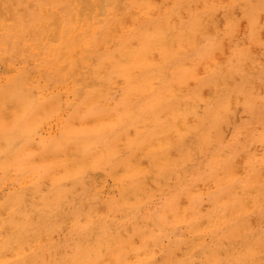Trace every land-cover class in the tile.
<instances>
[{
	"label": "rangeland",
	"instance_id": "374dc122",
	"mask_svg": "<svg viewBox=\"0 0 264 264\" xmlns=\"http://www.w3.org/2000/svg\"><path fill=\"white\" fill-rule=\"evenodd\" d=\"M20 1L0 0V109L2 108L0 110V168L2 167L0 169V239L4 240L6 237L16 236L13 248L0 250V264H264V173L262 171L264 167V86L262 85L264 84V10H262L264 9V0H221V2L220 0H189V4L188 0H169V2L168 0H159V3L158 0H107V2L106 0H60V2L59 0H33L35 3L32 0H22L24 3ZM83 2L85 6L82 5ZM86 3H91V5L89 4L90 6L88 7ZM252 3L253 5H249ZM17 4L20 5L18 6ZM80 4L86 7V9ZM63 7L67 8L64 9ZM72 8L75 9L72 10ZM217 13L218 15H216ZM50 17L56 20L52 21ZM83 18L85 19L83 20ZM155 19L156 21H166L170 26L166 28L165 32L162 31L166 39H161L163 44L165 40L169 45V51L167 54L163 53L161 49L162 44L157 41H154L147 48L149 49V53L146 52V58L150 67L157 64V69L150 68V76L147 75V80L152 82L153 86L134 89L131 86L129 87L125 81L126 78L121 74V54H127L130 50L135 51L140 47L139 42L141 39H138L140 33L150 32ZM120 20H124L123 23L128 24L124 25ZM27 27L29 28L27 29ZM62 29L68 35L70 33L82 32L80 36L85 37L86 40L80 39L78 42H72L68 39H58L57 36H54V31ZM111 29L113 33H111ZM106 33L109 34V37L102 39ZM201 33L206 34L203 35ZM54 37L56 38L55 40ZM134 37L137 38L134 40ZM105 40L109 41L106 42ZM244 41L245 45L243 44ZM256 41L258 42L256 43ZM62 49L64 51L66 49V51L63 52ZM108 50L109 52H107ZM99 56L101 57V61ZM108 56L111 60L107 58ZM176 56H178V60ZM173 59L176 63L172 61ZM97 61L98 64H96ZM171 61L174 65L171 64ZM113 64L117 67L115 68ZM131 64L134 66L133 61H131ZM60 65L62 66L60 67ZM134 70H136L134 71L135 73H138L141 71V68H134ZM164 70L168 71V73ZM94 71L95 73H93ZM214 75L215 77H213ZM183 77L185 78L183 79ZM11 83H14L24 96V99L15 106L12 103L9 104L10 99L12 100L13 98L7 92L8 88L12 85ZM103 83L104 88L107 87V89L92 103L88 101V92L99 88ZM190 84L195 85L192 86ZM78 86L80 87L77 91L76 87ZM156 86L157 89L154 90ZM185 86L189 87L186 88ZM238 88L241 92L238 91ZM240 88L243 89L241 90ZM185 89L187 90L185 91ZM234 89L237 91L235 90L234 92ZM244 90L248 92L246 93ZM188 95L190 96L189 98H187ZM116 97L117 99H115ZM137 97L139 98L137 99ZM141 98L144 100H141ZM238 102L242 103L238 104ZM150 103H152L153 110L156 107L154 111L148 106ZM9 106L11 107L9 108ZM159 106H161V109ZM237 107L240 109L238 108L237 110ZM45 108L47 109L45 110ZM181 111L185 118L180 114ZM147 112L151 113L148 114ZM206 115L208 116L206 117ZM97 118L98 120H95ZM201 119L204 120L202 121ZM228 121H230V124ZM168 123H172V126L168 127ZM215 128L219 129V132ZM34 146L35 148H33ZM170 146H173L172 151ZM118 148L120 149L118 150ZM225 148L228 149L226 150ZM66 153H69V157ZM67 157L68 159H66ZM86 158L89 161H86ZM240 159H243V161L247 160L246 164H244L245 162L242 163V160L239 163ZM85 162L87 165L89 164L88 168ZM207 164L209 165L207 166ZM62 168L65 172L62 171ZM103 170L106 171L103 172ZM4 171L7 172L5 173ZM50 171L51 173H49ZM171 172L172 174H170ZM74 174H76V179L73 178ZM259 177L260 181H258ZM250 178L254 179L257 184L251 181L252 179ZM190 180L193 181L191 182ZM43 185L48 186L45 189ZM41 187H43L42 191H40ZM141 190L142 192L145 191L143 195ZM239 190L241 191L240 194ZM258 190H260L259 194ZM188 193L191 197L188 196ZM180 195L183 196L180 197ZM5 196L8 198H5ZM135 196H137L136 199L134 198ZM258 198H261V200H258ZM125 200L128 201L127 204H125ZM3 201L4 203H2ZM118 202L119 204L122 202V205L120 204L122 207L118 205ZM134 203L140 206H135ZM258 204L260 205L259 207ZM227 212L228 215L226 214ZM167 213L168 216L166 215ZM230 215L231 217H236V219L231 218ZM128 224L130 226L127 230L126 226ZM197 226H199V229H197ZM195 227L198 231L195 230ZM233 230H238V235ZM105 234L108 236H105ZM133 235L137 236L134 238ZM230 235L234 236L229 238ZM193 237L194 239L191 241ZM103 238L104 241H102ZM90 240L92 241L90 242ZM231 240L232 242L230 243ZM250 240L252 241L250 242ZM96 242L98 243L96 244ZM98 245H100V248ZM119 245L121 246L120 249H118ZM192 245L193 247H191ZM111 248L115 249L112 250ZM129 253L135 255L131 256Z\"/></svg>",
	"mask_w": 264,
	"mask_h": 264
},
{
	"label": "bare ground",
	"instance_id": "6f19581e",
	"mask_svg": "<svg viewBox=\"0 0 264 264\" xmlns=\"http://www.w3.org/2000/svg\"><path fill=\"white\" fill-rule=\"evenodd\" d=\"M19 1H20V0H19ZM21 1H22V0H21ZM21 1H20V2H21ZM34 1H35V0H34ZM34 1L32 0V2H34ZM51 1H52V0H51ZM65 1H66V0H65ZM67 1H68V0H67ZM94 1H95V0H94ZM100 1H101V0H100ZM109 1H110V0H109ZM115 1H116V0H115ZM163 1H164V0H163ZM202 1H203V0H202ZM218 1H219V0H218ZM223 1H224V0H223ZM236 1H237V0H236ZM22 2H23V1H22ZM36 2H37V1H36ZM56 2H58V1H56ZM59 2H60V0H59ZM61 2H62V1H61ZM63 2H64V1H63ZM76 2H77V1H76ZM106 2H107V0H106ZM128 2H130V1H128ZM132 2H133V1H132ZM139 2H140V1H139ZM141 2H142V1H141ZM168 2H169V0H168ZM209 2H210V1H209ZM213 2H214V1H213ZM220 2H221V0H220ZM240 2H241V1H240ZM256 2H257V1H256ZM260 2H261V1H260ZM11 3H12V2H11ZM23 3H24V2H23ZM34 3H35V2H34ZM77 3H78V2H77ZM99 3H100V2H99ZM158 3H159V0H158ZM193 3H194V2H193ZM195 3H196V2H195ZM197 3H198V2H197ZM238 3H239V2H238ZM250 3H251V2H250ZM258 3H259V2H258ZM258 3H257V4H258ZM72 4H73V3H72ZM78 4H79V3H78ZM83 4H85V3L83 2L82 5H83ZM86 4H88V3H86ZM89 4L91 5V3H89ZM89 4H88V7L90 6ZM133 4H134V2H133ZM163 4H164V3H163ZM188 4H189V0H188ZM210 4H211V3H210ZM214 4H215V3H214ZM218 4H219V3H218ZM235 4H236V3H235ZM235 4H234V5H235ZM239 4H240V3H239ZM255 4H256V3H255ZM260 4H261V3H260ZM262 4H263V3H262ZM11 5H12V4H11ZM17 5H18V4H17ZM19 5H20V4H19ZM19 5H18V6H19ZM22 5H24V4H22ZM57 5H58V4H57ZM80 5H81V4H80ZM82 5H81V6H82ZM110 5H111V4H110ZM110 5H109V6H110ZM114 5H115V4H114ZM118 5H119V4H118ZM144 5H145V4H144ZM144 5H143V6H144ZM164 5H165V4H164ZM198 5H199V4H198ZM203 5H204V4H203ZM234 5H233V6H234ZM249 5H253V3H252V4H249ZM249 5H248V6H249ZM258 5H259V4H258ZM35 6H36V5H35ZM68 6H70V5H68ZM73 6H74V5H73ZM81 6H80V7H81ZM83 6H85V5H83ZM83 6H82V7H83ZM128 6H129V5H128ZM128 6H127V7H128ZM145 6H146V5H145ZM156 6H157V5H156ZM161 6H162V5H161ZM161 6H160V7H161ZM206 6H208V5H206ZM221 6H222V5H221ZM32 7H34V6H32ZM80 7H79V8H80ZM151 7H152V5H151ZM182 7H184V6H182ZM182 7H180V8H182ZM186 7H187V6H186ZM186 7H185V8H186ZM191 7H192V6H191ZM198 7H199V6H198ZM246 7H247V6H246ZM250 7H251V6H250ZM25 8H26V7H25ZM63 8L66 9L67 7H66V8L63 7ZM70 8H71V7H70ZM83 8L86 9V7H83ZM83 8H82V10H83ZM120 8H121V7H120ZM142 8H144V7H142ZM147 8H148V6H147ZM164 8H166V7H164ZM168 8H169V7H168ZM194 8H195V7H194ZM206 8H207V7H206ZM226 8H227V6H226ZM251 8H252V7H251ZM73 9H75V8H72V10H73ZM96 9H97V8H96ZM152 9H153V8H152ZM160 9H161V8H160ZM171 9H172V7H171ZM183 9H184V8H183ZM247 9H248V8H247ZM254 9H255V8H254ZM256 9H257V8H256ZM23 10H24V9H23ZM33 10H34V9H33ZM79 10H81V9H79ZM165 10H167V9H165ZM176 10H177V9H176ZM178 10H180V9H178ZM196 10H197V9H196ZM196 10H195V11H196ZM216 10H217V9H216ZM235 10H236V8H235ZM259 10H260V9H259ZM262 10H264V9H262ZM76 11H78V10H76ZM97 11H98V9H97ZM113 11H114V10H113ZM116 11H117V10H116ZM120 11H121V10H120ZM168 11H169V10H168ZM173 11H174V10H173ZM186 11H187V10H186ZM193 11H194V10H193ZM197 11H198V10H197ZM245 11H246V9H245ZM257 11H258V10H257ZM260 11H261V10H260ZM30 12H31V11H30ZM87 12H88V11H87ZM135 12H136V11H135ZM149 12H152V11H149ZM164 12H165V11H164ZM171 12H172V11H171ZM174 12H175V11H174ZM183 12H184V10H183ZM209 12H210V11H209ZM214 12H215V11H214ZM223 12H224V11H223ZM251 12H252V11H251ZM258 12H259V11H258ZM51 13H52V11H51ZM55 13H56V12H55ZM66 13H67V12H66ZM84 13H86V12H84ZM116 13H117V12H116ZM41 14H42V13H41ZM41 14H40V15H41ZM49 14H50V13H49ZM70 14H71V13H70ZM72 14H73V13H72ZM140 14H141V13H140ZM157 14H158V12H157ZM169 14H170V13H169ZM179 14H180V13H179ZM179 14H178V15H179ZM210 14H212V13H210ZM243 14H244V13H243ZM255 14H257V13H255ZM4 15H5V14H4ZM23 15H25V14H23ZM57 15H58V14H57ZM95 15H96V14H95ZM102 15H103V14H102ZM102 15H101V16H102ZM145 15H146V14H145ZM153 15H154V14H153ZM198 15H199V14H198ZM216 15H218V13H217ZM33 16H34V15H33ZM42 16H43V14H42ZM67 16H68V15H67ZM71 16H72V15H71ZM148 16H150V15H148ZM174 16H175V15H174ZM201 16H202V15H201ZM222 16H223V15H222ZM228 16H229V15H228ZM260 16H261V15H260ZM21 17H22V15H21ZM53 17H54V16H53ZM72 17H73V16H72ZM85 17H86V16H85ZM93 17H94V16H93ZM97 17H98V15H97ZM146 17H147V16H146ZM163 17H164V15H163ZM183 17H185V16H183ZM33 18H34V17H33ZM50 18H51V17H50ZM50 18H49V19H50ZM86 18H87V17H86ZM148 18H149V17H148ZM151 18H152V16H151ZM185 18H186V17H185ZM209 18H210V17H209ZM209 18H208V19H209ZM232 18H233V17H232ZM246 18H247V17H246ZM1 19H2V18H1ZM28 19H30V18H28ZM28 19H26V20H28ZM51 19H52V21H55V20H56V19H53V18H51ZM67 19H69V18L67 17ZM78 19H79V18H78ZM84 19H85V18H83V20H84ZM167 19H169V18H167ZM177 19H178V17H177ZM191 19H192V18H191ZM191 19H190V20H191ZM208 19H207V20H208ZM227 19H228V18H227ZM244 19H245V18H244ZM260 19H261V18H260ZM260 19H259V20H260ZM26 20H25V21H26ZM38 20H39V19H38ZM71 20H72V19H71ZM71 20H70V21H71ZM79 20H80V19H79ZM88 20H89V19H88ZM127 20H128V18H127ZM184 20H185V19H184ZM184 20H183V21H184ZM212 20L214 21V19H212ZM230 20H231V19H230ZM262 20H263V19H262ZM41 21H42V20H41ZM44 21H45V20H44ZM65 21H66V20H65ZM65 21H64V22H65ZM120 21H122V20H120ZM123 21H124V20H123ZM123 21H122V23H123ZM226 21H227V20H226ZM245 21H246V20H245ZM3 22H4V21H3ZM33 22H34V21H33ZM89 22H90V21H89ZM134 22H135V21H134ZM150 22H151V21H150ZM208 22H209V21H208ZM208 22H207V23H208ZM258 22H259V21H258ZM25 23H26V22H25ZM40 23H41V22H40ZM66 23H67V22H66ZM81 23H82V22H81ZM92 23H93V22H92ZM110 23H111V22H110ZM120 23H121V22H120ZM122 23H121V24H122ZM195 23H196V22H195ZM212 23H213V22H212ZM216 23H217V22H216ZM245 23H246V22H245ZM263 23H264V21H263ZM5 24H6V23H5ZM5 24H4V25H5ZM118 24H119V23H118ZM123 24H124V23H123ZM127 24H128V23H126V24H124V25H127ZM175 24H176V23H175ZM178 24H179V23H178ZM183 24H184V23H183ZM11 25H12V24H11ZM26 25H27V24H26ZM35 25H36V24H35ZM39 25H40V24H39ZM50 25H51V24H50ZM76 25H77V24H76ZM171 25H172V24H171ZM205 25H206V23H205ZM208 25H210V24H208ZM245 25H246V24H245ZM262 25H263V24H262ZM2 26H3V25H2ZM22 26H23V25H22ZM53 26H54V25H53ZM129 26H130V25H129ZM147 26H148V25H147ZM152 26H153V28H152V30H151L150 32H147V31H146V32H144V33L141 32L142 34L140 33V36L138 37V39H141V40H140V42H139L140 47H139V48L137 47L138 49L135 48V49H136L135 51H131V50H130L127 54H125V53H122V54H121V58H120L121 71H122L121 74L126 78L125 81H126L127 84L129 85V87L131 86V87H133L134 89H142V88H145V87H147V86H149V87H152V86H153V83L147 80V75H149L150 68H155V69H157V64H154V65H152V66L150 67L149 63L147 62V58H146V52L149 53V49H147V48H149L150 45H152V43H154V41H157V42H160V43L162 44V45H161V49H162V52H163V53L167 54L168 51H169V45L166 43V41L164 40V44H163V41H161V39H166V38H165V34L162 33V31L165 32V31H166V28H167V27H170L169 24H168L166 21H162V20L156 21V19H155L154 24H153ZM173 26H174V25H173ZM181 26H182V25H181ZM246 26H247V25H246ZM38 27H40V26H38ZM58 27H59V26H58ZM58 27H54V28H58ZM85 27H86V26H85ZM89 27H90V25H89ZM99 27H100V26H99ZM115 27H116V25H115ZM123 27H124V26H123ZM131 27H133V26H131ZM183 27H184V26H183ZM189 27H190V26H189ZM191 27H192V26H191ZM210 27H211V26H210ZM210 27H209V28H210ZM28 28H29V27H27V29H28ZM82 28H83V27H82ZM108 28H109V27H108ZM148 28H149V27H148ZM244 28H245V27H244ZM247 28H248V27H247ZM262 28H263V27H262ZM37 29H38V28H37ZM73 29H74V28H73ZM92 29H93V28H92ZM115 29H116V28H115ZM121 29H122V28H121ZM175 29H177V27H175ZM175 29H174V30H175ZM179 29H181V28H179ZM263 29H264V28H263ZM44 30H45V29H44ZM52 30H53V29H52ZM69 30H70V29H69ZM87 30H88V29H87ZM96 30H97V28H96ZM122 30H123V29H122ZM125 30H126V29H125ZM145 30H147V29H145ZM213 30H214V29H213ZM217 30H218V29H217ZM252 30H253V29H252ZM26 31H27V30H26ZM45 31H46V30H45ZM70 31H71V30H70ZM73 31H75V30H73ZM91 31H92V30H91ZM93 31H94V30H93ZM116 31H117V30H116ZM138 31H140V30H138ZM138 31H137V32H138ZM178 31H179V30H178ZM203 31H204V30H203ZM219 31H220V30H219ZM244 31H245V29H244ZM256 31H257V30H256ZM256 31H255V32H256ZM259 31H260V29H259ZM52 32H53V31H52ZM85 32H86V31H85ZM121 32H122V31H121ZM121 32H120V33H121ZM171 32H172V31H171ZM187 32H189V31H187ZM193 32H194V31H193ZM195 32H196V31H195ZM204 32H205V31H204ZM210 32H211V31H210ZM246 32H247V31H246ZM3 33H4V32H3ZM14 33H15V32H14ZM81 33H82V32H76L75 34H74V33H73V34L70 33V34L68 35L67 32H66L64 29H62V30L54 31V36H57L58 39H68V40H70V41H72V42H78V41H80V39H85V40H86L85 37L80 36ZM95 33H96V32H95ZM99 33H100V32H99ZM111 33H113L112 29H111ZM174 33H175V32H174ZM174 33H173V34H174ZM191 33H192V32H191ZM191 33H190V34H191ZM229 33H230V32H229ZM45 34H46V33H45ZM114 34H115V33H114ZM178 34H179V33H178ZM201 34H203V33H201ZM205 34H206V33H205ZM205 34H203V35H205ZM208 34H209V33H208ZM212 34H213V33H212ZM19 35H20V34H19ZM24 35H25V32H24ZM43 35H44V34H43ZM103 35H104V34H103ZM112 35H113V34H112ZM183 35H184V34H183ZM261 35H262V34H261ZM95 36H96V34H95ZM113 36H114V35H113ZM177 36H178V35H177ZM177 36H176V37H177ZM210 36H211V35H210ZM216 36H217V35H216ZM230 36H231V35H230ZM246 36H247V35H246ZM42 37H43V36H42ZM42 37H41V38H42ZM93 37H94V36H93ZM96 37H97V36H96ZM108 37H109V34L106 33L102 39H107ZM181 37H182V36H181ZM219 37H220V35H219ZM232 37H233V36H232ZM254 37H255V36H254ZM46 38H47V37H46ZM48 38H49V36H48ZM89 38H90V37H89ZM94 38H95V37H94ZM135 38H137V37H134L133 39L135 40ZM187 38H188V37H187ZM200 38H201V37H200ZM211 38H212V37H211ZM242 38H243V37H242ZM255 38H256V37H255ZM12 39H13V37H12ZM49 39H50V38H49ZM55 39H56V38L54 37V40H55ZM180 39H181V38H180ZM252 39H253V38H252ZM263 39H264V38H263ZM50 40H51V39H50ZM54 40H53V41H54ZM257 40H258V39H257ZM28 41H29V40H28ZM51 41H52V40H51ZM105 41H106V40H105ZM107 41H109V40H107ZM107 41H106V42H107ZM127 41H128V39H127ZM127 41H126V43H127ZM185 41H186V40H185ZM195 41H196V39H195ZM252 41H253V40H252ZM260 41H261V40H260ZM11 42H12V41H11ZM26 42H27V41H26ZM61 42H62V41H61ZM72 42H71V45H72ZM106 42H105V43H106ZM241 42H243V41H241ZM257 42H258V41H256V43H257ZM81 43H82V42H81ZM85 43H86V42H85ZM93 43H94V42H93ZM189 43H190V42H189ZM205 43H206V42H205ZM248 43H249V42H248ZM12 44H13V43H12ZM243 44L245 45V41H244ZM254 44H255V43H254ZM9 45H10V44H9ZM34 45H35V44H34ZM79 45H80V44H79ZM92 45H94V44H92ZM95 45H96V44H95ZM119 45H120V44H119ZM119 45H118V46H119ZM189 45H190V44H189ZM199 45H200V44H199ZM218 45H220V44H218ZM241 45H242V44H241ZM248 45H249V44H248ZM62 46H63V45H62ZM73 46H74V45H73ZM124 46H125V45H124ZM126 46H127V45H126ZM130 46H131V45H130ZM130 46H129V47H130ZM184 46H185V45H184ZM184 46H183V47H184ZM197 46H198V45H197ZM201 46H202V45H201ZM10 47H11V46H10ZM59 47H60V46H59ZM63 47H64V46H63ZM85 47H86V46H85ZM247 47H248V46H247ZM253 47H254V46H253ZM260 47H261V46H260ZM35 48H36V47H35ZM74 48H75V47H74ZM108 48H109V47H108ZM108 48H107V49H108ZM130 48H131V47H130ZM152 48H154V47L152 46ZM187 48H188V47H187ZM190 48H191V47H190ZM200 48H201V47H200ZM208 48H209V47H208ZM216 48H217V46H216ZM223 48H224V47H223ZM249 48H250V46H249ZM5 49H6V48H5ZM11 49H12V48H11ZM120 49H121V48H120ZM127 49H128V48H127ZM133 49H134V48H133ZM146 49H147V50H146ZM181 49H182V47H181ZM192 49H193V48H192ZM198 49H199V48H198ZM224 49H225V48H224ZM243 49H245V48H243ZM69 50H70V49H69ZM81 50H82V49H81ZM158 50H159V48H158ZM204 50H205V49H204ZM251 50H252V49H251ZM259 50H260V49H259ZM31 51H32V50H31ZM62 51L65 52L66 49H65V51H64V49H62ZM72 51H73V49H72ZM188 51H189V50H188ZM244 51H245V50H244ZM244 51H243V52H244ZM247 51H248V50H247ZM262 51H263V50H262ZM6 52H7V51H6ZM10 52H11V51H10ZM60 52H61V51H60ZM68 52H69V51H68ZM107 52H109V50H108ZM189 52H190V51H189ZM200 52H201V51H200ZM207 52H208V50H207ZM248 52H249V51H248ZM251 52H252V51H251ZM251 52H250V53H251ZM7 53H8V52H7ZM53 53H54V52H53ZM56 53H58V52H56ZM69 53H70V52H69ZM74 53H75V52H74ZM98 53H99V52H98ZM100 53H101V52H100ZM103 53H104V51H103ZM103 53H102V54H103ZM190 53H191V52H190ZM209 53H210V52H209ZM211 53H212V52H211ZM250 53H248V54H250ZM43 54H44V53H43ZM61 54H65V53H61ZM66 54H67V53H66ZM66 54H65V55H66ZM82 54H83V53H82ZM102 54H101V55H102ZM153 54H155V53H153ZM191 54H193V53H191ZM218 54H219V53H218ZM236 54H238V53L236 52ZM254 54H255V53H254ZM256 54H257V53H256ZM256 54H255V55H256ZM70 55H71V54H70ZM74 55H75V54H74ZM155 55H156V54H155ZM197 55H198V54H197ZM215 55H216V52H215ZM215 55H214V56H215ZM220 55H221V54H220ZM257 55H258V54H257ZM263 55H264V54H263ZM82 56H83V55H82ZM109 56H110V55H109ZM109 56L107 57L108 59H109ZM115 56H116V55H115ZM148 56H149V55H148ZM159 56H160V55H159ZM164 56H165V55H164ZM164 56H163V57H164ZM180 56H182V55H180ZM185 56H186V55H185ZM198 56H199V55H198ZM211 56H212V55H211ZM218 56H219V55H218ZM249 56H250V55H249ZM261 56H262V55H261ZM19 57H20V56H19ZM61 57H62V56H61ZM83 57H84V56H83ZM83 57H82V58H83ZM99 57H100V56H99ZM171 57L173 58V56H171ZM171 57H170V58H171ZM177 57H178V56H176V59H177ZM215 57H216V56H215ZM224 57H225V56H224ZM228 57H229V56H228ZM116 58H117V57H116ZM155 58H157V57H155ZM165 58H166V57H165ZM183 58H185V57H183ZM212 58H213V57H212ZM251 58H253V57H251ZM59 59H60V58H59ZM65 59H66V58H65ZM71 59H72V56H71ZM75 59H76V58H75ZM89 59H90V58H89ZM108 59H107V60H108ZM160 59H161V58H160ZM166 59H167V58H166ZM179 59H181V58H179ZM188 59H189V58H188ZM216 59H217V58H216ZM216 59H214V60H216ZM246 59H247V57H246ZM260 59H261V58H260ZM262 59H263V58H262ZM45 60H46V59H45ZM83 60H85V59H83ZM103 60H104V59H103ZM109 60H111V58H110ZM115 60H117V59H115ZM177 60H178V59H177ZM212 60H213V59H212ZM225 60H226V59H225ZM233 60H234V59H233ZM30 61H31V60H30ZM68 61H69V60H68ZM88 61H89V60H88ZM100 61H101V57H100ZM112 61H113V57H112ZM131 61H133L134 66H132ZM172 61H174V59H173ZM172 61H171V62H172ZM246 61H247V60H246ZM259 61L261 62V60H259ZM262 61H263V60H262ZM65 62H66V61H65ZM76 62H77V61H76ZM174 62H175V61H174ZM203 62H204V61H203ZM209 62H210V61H209ZM212 62H213V61H212ZM212 62H211V63H212ZM216 62H217V61H216ZM81 63H82V62H81ZM85 63H86V62H85ZM93 63H94V62H93ZM175 63H176V62H175ZM187 63H188V62H187ZM219 63H220V62H219ZM14 64H15V63H14ZM14 64H13V65H14ZM36 64H37V63H36ZM75 64H77V63H75ZM96 64H98V61H97ZM168 64H169V63H168ZM171 64H173V62H172ZM179 64H180V62H179ZM179 64H177V65H179ZM200 64H201V63H200ZM214 64H215V63H214ZM217 64H218V63H217ZM256 64H258V63H256ZM262 64H263V63H262ZM11 65H12V64H11ZM94 65H95V63H94ZM110 65H111V63H110ZM113 65H114V64H113ZM113 65H112V66H113ZM158 65H159V64H158ZM173 65H174V64H173ZM189 65H191V64H189ZM189 65H188V66H189ZM203 65H204V64H203ZM203 65H202V66H203ZM221 65H222V64H221ZM244 65H246V64H244ZM250 65H251V64H250ZM61 66H62V65H60V67H61ZM76 66L78 67V65H76ZM163 66H164V65H163ZM199 66H200V65H199ZM237 66H238V65H237ZM259 66H260V63H259ZM23 67H24V66H23ZM23 67H22V68H23ZM27 67H29V66L27 65ZM52 67H53V66H52ZM103 67H104V66H103ZM106 67H107V66H106ZM114 67H115V65H114ZM116 67H117V66H116ZM116 67H115V68H116ZM167 67H168V66H167ZM171 67H172V66H171ZM173 67H174V66H173ZM175 67H177V66L175 65ZM180 67H181V66H180ZM206 67H207V66H206ZM225 67H226V66H225ZM247 67H249V66H247ZM63 68H64V67H63ZM110 68H112V67H110ZM134 68H141V71L138 72V73H135L134 71H136V70H134ZM165 68H166V67H165ZM230 68H231V67H230ZM242 68H243V67H242ZM244 68H245V66H244ZM255 68H256V67H255ZM57 69H58V68H57ZM167 69H168V68H167ZM171 69H172V68H171ZM175 69H176V68H175ZM175 69H174V70H175ZM214 69H215V68H214ZM222 69H223V68H222ZM248 69H249V68H248ZM19 70H20V69H19ZM59 70H61V69H59ZM74 70H75V69H74ZM82 70H83V69H82ZM113 70H114V69H113ZM119 70H120V69H119ZM119 70H118V71H119ZM194 70H195V68H194ZM198 70H199V69H198ZM226 70H227V69H226ZM242 70H243V69H242ZM246 70H247V68H246ZM83 71H84V70H83ZM164 71L168 73V71H166V70H164ZM169 71H170V70H169ZM172 71H173V70H172ZM183 71H184V70H183ZM217 71H218V70H217ZM228 71H229V70H228ZM228 71H227V72H228ZM233 71H235V70H233ZM243 71H244V70H243ZM15 72H17V71H15ZM23 72H24V71H23ZM23 72H22V74H23ZM156 72H157V71H156ZM175 72H176V71H175ZM187 72H189V71H187ZM257 72H258V71H257ZM27 73H28V72H27ZM29 73H30V72H29ZM93 73H95V71H94ZM197 73H198V71H197ZM200 73H202V72H200ZM206 73H207V72H206ZM209 73H210V72H209ZM215 73H216V72H215ZM245 73H246V72H245ZM249 73H250V71H249ZM253 73H254V72H253ZM263 73H264V72H263ZM39 74H40V73H39ZM49 74H50V73H49ZM75 74H76V73H75ZM195 74H196V73H195ZM228 74H229V73H228ZM228 74H227V75H228ZM230 74H232V73H230ZM69 75H70V74H69ZM69 75H68V76H69ZM155 75H156V74H155ZM158 75H159V74H158ZM166 75H167V74H166ZM191 75H192V74H191ZM208 75H209V74H208ZM216 75H219V74H216ZM227 75H226V76H227ZM23 76H24V75H23ZM49 76H51V75H49ZM49 76H48V78H49ZM76 76H77V75H76ZM92 76H93V75H92ZM109 76H110V75H109ZM109 76H108V77H109ZM116 76H117V75H116ZM149 76H150V75H149ZM195 76H196V75H195ZM262 76H263V75H262ZM40 77H41V76H40ZM72 77H73V76H72ZM119 77H120V76H119ZM178 77H179V75H178ZM213 77H215V75H214ZM224 77H225V76H224ZM237 77H238V76H237ZM20 78H22V77H20ZM26 78H27V77H26ZM51 78H52V77H51ZM61 78H62V77H61ZM61 78H59V79H61ZM160 78H161V77H160ZM184 78H185V77H183V79H184ZM16 79H17V78H16ZM37 79H38V78H37ZM37 79H36V80H37ZM40 79H41V78H40ZM45 79H46V77H45ZM65 79H66V78H65ZM67 79H68V78H67ZM108 79H109V78H108ZM154 79H155V78H154ZM154 79H153V80H154ZM204 79H205V78H204ZM226 79H227V77H226ZM247 79H248V78H247ZM52 80H53V78H52ZM90 80H91V79H90ZM110 80H112V79H110ZM164 80H165V79H164ZM227 80H228V79H227ZM238 80H239V79H238ZM250 80H251V79H250ZM261 80H262V79H261ZM261 80H260V82H261ZM56 81H57V80H56ZM60 81H62V80H60ZM114 81H116V80H114ZM207 81H208V80H207ZM219 81H220V80H219ZM236 81H237V80H236ZM236 81H235V82H236ZM253 81H254V80H253ZM257 81H258V80H257ZM5 82H6V81H5ZM14 82H15V81H14ZM25 82H26V80H25ZM46 82H47V81H46ZM69 82H70V80H69ZM154 82H155V81H154ZM164 82H165V81H164ZM188 82H190V81H188ZM197 82H198V81H197ZM197 82H196V83H197ZM199 82H200V81H199ZM3 83H4V82H3ZM17 83H18V82H17ZM44 83H45V82H44ZM104 83H105V82H104ZM104 83L101 84L99 88H97V89H92L91 91L88 92V94H87V100H88V101H90V102L92 103L95 99H97V97H99V96L101 95V93H103V91H104L105 89H107V87L104 88ZM158 83H160V82H158ZM173 83H174V82H173ZM203 83H204V82H203ZM254 83H255V82H254ZM11 84H12V85H11L10 88H8V91H7V92H8V95H9L10 97H13V98H12V100L10 99V101H9V100H8V101H9V104L12 103V105L15 106L17 103L21 102V101L24 99V96L22 95L20 89H19L18 87H16L14 83H11ZM40 84H41V83H40ZM61 84H62V83H61ZM116 84H117V83H116ZM127 84H126V85H127ZM221 84H222V83H221ZM260 84H261V83H260ZM19 85H20V84H19ZM21 85H22V83H21ZM74 85H75V84H74ZM88 85H89V84H88ZM107 85H108V84H107ZM114 85H115V84H114ZM120 85H121V84H120ZM123 85H124V84H123ZM176 85H177V84H176ZM190 85H192V84H190ZM194 85H195V84H194ZM194 85H192V86H194ZM205 85H206V83H205ZM205 85H204V86H205ZM241 85H243V84H241ZM244 85H245V84H244ZM250 85H252V84H250ZM255 85H257V84H255ZM262 85L264 86V84H262ZM38 86H39V85H38ZM83 86H84V85H83ZM86 86H87V85H86ZM89 86H90V85H89ZM95 86H96V85H95ZM108 86H109V85H108ZM121 86H122V85H121ZM177 86H178V85H177ZM180 86H181V85H180ZM202 86H203V85H202ZM225 86H226V85H225ZM247 86H248V85H247ZM257 86H258V85H257ZM3 87H4V86H3ZM32 87H33V86H32ZM72 87H73V85H72ZM79 87H80V86L76 87V90H77V91H78ZM181 87H182V86H181ZM183 87H184V86H183ZM185 87H186V86H185ZM188 87H189V86H188ZM188 87H186V88H188ZM219 87H220V86H219ZM221 87H222V86H221ZM240 87H241V86H240ZM242 87H243V86H242ZM248 87H249V86H248ZM251 87H252V86H251ZM1 88H2V87H1ZM5 88H6V87H5ZM26 88H27V87H26ZM86 88H87V87H86ZM86 88H85V89H86ZM111 88H113V87H111ZM116 88H117V87H116ZM175 88H176V87H175ZM179 88H180V87H179ZM203 88H204V87H203ZM203 88H201V89H203ZM234 88H235V87H234ZM244 88H245V87H244ZM252 88H253V87H252ZM256 88H257V87H256ZM260 88H261V87H260ZM28 89H29V88H28ZM38 89L40 90V88H38ZM69 89H70V88H69ZM89 89H90V88H89ZM89 89H88V90H89ZM114 89H115V88H114ZM119 89H120V88H119ZM148 89H149V88H148ZM156 89H157V86L155 87L154 90H156ZM191 89H192V88H191ZM198 89H199V88H198ZM201 89H200V91L202 92ZM219 89H220V88H219ZM240 89L242 90L243 88H240ZM246 89H247V88H246ZM52 90H53V89H52ZM72 90H73V89H72ZM146 90H147V88H146ZM169 90H170V89H169ZM186 90H187V89H185V91H186ZM215 90H216V89H215ZM235 90H236V89H234V92H235ZM252 90H255V89H252ZM59 91H61V90H59ZM64 91H65V90H64ZM68 91H69V90H68ZM106 91H107V90H106ZM173 91H174V89H173ZM176 91H177V90H176ZM178 91H180V90H178ZM182 91H183V90H182ZM200 91H199V93H200ZM223 91H224V90H223ZM229 91H230V90H229ZM236 91H237V90H236ZM238 91L241 92V91L239 90V88H238ZM244 91H245V90H244ZM257 91H259V90H257ZM30 92H31V91H30ZM75 92H76V91H75ZM150 92H151V91H150ZM180 92H181V91H180ZM180 92H179V93H180ZM245 92H246V91H245ZM247 92H248V91H247ZM247 92H246V93H247ZM249 92H250V91H249ZM116 93H117V92H116ZM119 93H120V92H119ZM131 93H132V92H131ZM191 93H192V92H191ZM194 93H195V92H194ZM212 93H213V92H212ZM228 93H229V92H228ZM31 94H32V93H31ZM61 94H62V93H61ZM85 94H86V93H85ZM109 94H110V93H109ZM150 94H151V93H150ZM177 94H178V93H177ZM177 94H176V95H177ZM187 94H188V93H187ZM203 94H204V92H203ZM225 94H226V93H225ZM250 94H251V93H250ZM252 94H253V93H252ZM5 95H6V94H5ZM47 95H48V93H47ZM59 95H60V94H59ZM82 95H83V94H82ZM138 95H139V94H138ZM143 95H144V94H143ZM148 95H149V94H148ZM193 95H194V94H193ZM197 95H198V94H197ZM217 95H218V94H217ZM219 95H220V94H219ZM231 95H232V94H231ZM236 95H237V94H236ZM6 96H7V95H6ZM29 96H30V95H29ZM34 96H35V95H34ZM55 96H56V95H55ZM67 96H68V95H67ZM71 96H72V95H71ZM164 96H165V95H164ZM169 96H170V95H169ZM179 96L181 97L180 94H179ZM184 96H185V95H184ZM223 96H224V95H223ZM240 96H241V94H240ZM244 96H245V94H244ZM260 96H261V95H260ZM260 96H259V97H260ZM80 97H82V96H80ZM80 97H78V98H80ZM161 97H162V96H161ZM167 97H168V96H167ZM189 97H190V96L188 95L187 98H189ZM191 97H192V96H191ZM205 97H206V96H205ZM214 97H216V96H214ZM218 97H219V96H218ZM227 97H228V96H227ZM5 98H6V97H5ZM76 98H77V97H76ZM76 98H75V99H76ZM101 98H102V97H101ZM112 98H113V97H112ZM138 98H139V97H137V99H138ZM144 98H145V97H144ZM163 98H164V97H163ZM171 98H172V97H171ZM192 98H194V97H192ZM195 98H196V97H195ZM211 98H212V95H211ZM225 98H226V97H225ZM242 98H243V97H242ZM245 98H247V97H245ZM250 98H251V97H250ZM14 99H15V100H14ZM81 99H82V98H81ZM115 99H117V97H116ZM183 99H184V98H183ZM207 99H209V98L207 97ZM207 99H206V100H207ZM227 99H228V98H227ZM257 99H258V98H257ZM53 100H54V98H53ZM53 100H52V101H53ZM61 100H62V99H61ZM63 100H64V99H63ZM65 100H66V99H65ZM141 100H144V99L141 98ZM171 100H172V99H171ZM177 100H178V99H177ZM186 100H187V99H186ZM238 100H239V99H238ZM254 100H256V99H254ZM101 101H102V100H101ZM104 101H106V100H104ZM178 101H179V100H178ZM190 101H191V100H190ZM193 101H194V100H193ZM209 101H210V99H209ZM228 101H229V100H228ZM239 101H240V100H239ZM261 101H262V100H261ZM6 102H7V101H6ZM6 102H5V103H6ZM70 102H71V101H70ZM77 102H78V100H77ZM244 102H245V101H244ZM71 103H72V102H71ZM134 103H135V102H134ZM174 103H175V102H174ZM177 103H178V102H177ZM182 103L184 104L183 101H182ZM191 103H192V101H191ZM201 103H202V102H201ZM218 103H219V102H218ZM218 103H217V104H218ZM240 103H242V102H238V104H240ZM248 103H249V102H248ZM253 103H254V102H253ZM47 104H48V103H47ZM50 104H51V103H50ZM62 104H63V103H62ZM69 104H70V103H69ZM88 104H89V103H88ZM106 104H107V103H106ZM203 104H204V103H203ZM207 104H208V103H207ZM222 104H223V103H222ZM224 104H225V102H224ZM230 104H231V103H230ZM5 105H6V104H5ZM7 105H8V104H7ZM17 105H18V104H17ZM45 105H46V104H45ZM53 105H54V103H53ZM67 105H68V104H67ZM70 105H71V104H70ZM158 105H159V103H158ZM163 105H164V104H163ZM194 105H195V104H194ZM204 105H205V104H204ZM208 105H209V104H208ZM220 105H221V104H220ZM134 106H135V105H134ZM148 106L150 107L151 110H153L152 103H150V105H148ZM206 106H207V105H206ZM224 106H225V105H224ZM229 106H231V105H229ZM3 107H4V106H3ZM6 107H7V106H6ZM10 107H11V106H9V108H10ZM46 107H47V106H46ZM68 107H69V106H68ZM151 107H152V108H151ZM180 107H181V105H180ZM189 107H190V106H189ZM192 107H193V106H192ZM195 107H196V106H195ZM202 107H203V106H202ZM211 107H212V106H211ZM215 107H216V106H215ZM235 107H236V106H235ZM244 107H245V106H244ZM61 108H62V107H61ZM72 108H73V107H72ZM117 108H118V107H117ZM159 108L161 109V106H159ZM238 108H239V107H237V110H238ZM246 108H248V107H246ZM1 109H2V108H1ZM1 109H0V110H1ZM46 109H47V108H45V110H46ZM155 109H156V107L154 108V110H155ZM179 109H180V108H179ZM182 109H183V108H182ZM187 109H188V108H187ZM214 109H215V108H214ZM219 109H220V108H219ZM222 109H223V107H222ZM225 109H228V108H225ZM239 109H240V108H239ZM118 110H119V109H118ZM154 110H153V111H154ZM194 110H196V109H194ZM200 110H201V109H200ZM205 110H206V108H205ZM147 111H149V110H147ZM165 111H166V110H165ZM175 111H176V110H175ZM175 111H174V113H175ZM186 111H187V110H186ZM190 111L192 112V110H190ZM196 111H197V110H196ZM210 111H211V110H210ZM214 111H215V110H214ZM227 111H228V110H227ZM8 112H9V111H8ZM162 112H163V111H162ZM167 112H168V110H167ZM167 112H166V113H167ZM191 112H189V113H191ZM220 112H221V111H220ZM222 112H223V111H222ZM233 112H234V110H233ZM233 112H232V113H233ZM147 113H148V112H147ZM150 113H151V112H150ZM150 113H148V114H150ZM182 113H183V112L181 111L180 114L182 115ZM187 113H188V112H187ZM197 113H199V112H197ZM209 113H210V112H209ZM214 113H215V112H214ZM217 113H218V112H217ZM3 114H4V113H3ZM121 114H122V113H121ZM154 114H155V113H154ZM154 114H153V116L156 115V114H155V115H154ZM170 114H171V113H170ZM200 114H201V113H200ZM204 114H206V113H204ZM204 114H203V115H204ZM227 114H228V113H227ZM230 114H231V113H230ZM6 115H7V114H6ZM175 115H176V114H175ZM177 115H178V114H177ZM185 115H186V113H185ZM190 115H192V114H190ZM201 115H202V114H201ZM201 115H200V117H201ZM214 115H215V114H214ZM221 115H222V114H221ZM239 115H240V114H239ZM4 116H5V115H4ZM7 116H8V115H7ZM7 116H6V117H7ZM77 116H78V115H77ZM77 116H76V117H77ZM102 116H103V115H102ZM169 116H170V115H169ZM178 116H179V115H178ZM182 116H183V115H182ZM197 116H198V114H197ZM207 116H208V115H206V117H207ZM218 116H219V115H218ZM230 116H231V115H230ZM233 116H234V115H233ZM237 116H238V115H237ZM107 117H108V116H107ZM111 117H113V116H111ZM183 117H184V116H183ZM238 117H239V116H238ZM109 118H110V117H109ZM184 118H185V117H184ZM188 118H189V117H188ZM198 118H199V117H198ZM227 118H228V117H227ZM87 119H89V118H87ZM87 119H86V120H87ZM103 119H104V117H103ZM107 119H108V118H107ZM135 119H136V118H135ZM152 119H153V118H152ZM173 119H174V118H173ZM173 119H172V120H173ZM207 119H208V118H207ZM75 120H76V119H75ZM75 120H74V121H75ZM86 120H85V121H86ZM95 120H98V118L95 119ZM100 120H101V119H100ZM139 120H140V119H139ZM139 120H138V121H139ZM199 120H200V119H199ZM201 120L203 121L204 119H201ZM227 120H228V119H227ZM229 120H230V119H229ZM89 121H90V120H89ZM89 121H88V122H89ZM175 121H176V120H175ZM216 121H218V120H216ZM8 122H9V121H8ZM81 122H83V121H81ZM88 122H87V123H88ZM96 122H97V121H96ZM139 122H140V121H139ZM152 122H153V121H152ZM183 122H184V121H183ZM191 122H192V120H191ZM228 122H229V124H230V121H228ZM75 123H76V122H75ZM78 123H79V121H78ZM83 123H84V122H83ZM145 123H146V122H145ZM164 123H165V122H164ZM189 123H190V122H189ZM220 123H222V122H220ZM260 123H261V122H260ZM153 124H154V123H153ZM166 124H167V123H166ZM190 124H192V123H190ZM193 124H194V123H193ZM203 124H204V122H203ZM217 124H219V123H217ZM256 124H257V123H256ZM256 124H255V125H256ZM130 125H131V124H130ZM174 125H175V124H174ZM177 125H178V124H177ZM186 125H187V124H186ZM196 125H197V124H196ZM227 125H228V124H227ZM123 126H124V125H123ZM142 126H143V125H142ZM164 126H165V125H164ZM169 126H172V123H170V124L168 123V127H169ZM193 126H194V125H193ZM197 126H198V125H197ZM215 126H217V125H215ZM130 127H131V126H130ZM154 127H155V126H154ZM161 127L163 128V126H161ZM161 127H160V128H161ZM189 127H190V126H189ZM189 127H188V128H189ZM199 127H200V126H199ZM231 127H232V126H231ZM137 128H138V127H137ZM145 128H146V127H145ZM155 128H156V127H155ZM155 128H154V129H155ZM160 128H159V129H160ZM162 128H161V129H162ZM178 128H179V127H178ZM186 128H187V127H186ZM190 128H191V127H190ZM193 128H194V127H193ZM227 128H228V127H227ZM113 129H114V128H113ZM119 129H120V128H119ZM126 129H127V128H126ZM133 129H134V128H133ZM215 129H217V128H215ZM149 130H151V129H149ZM168 130H170V129H168ZM218 130H219V129H217V131H218ZM221 130L223 131V129H221ZM110 131H111V130H110ZM110 131H109V132H110ZM133 131H134V130H133ZM143 131H144V130H143ZM154 131H156V130H154ZM185 131H186V130H185ZM235 131H236V130H235ZM125 132H126V131H125ZM130 132H131V131H130ZM218 132H219V131H218ZM127 133H128V132H127ZM149 133H150V132H149ZM152 133H153V131H152ZM158 133H160V132H158ZM161 133H162V132H161ZM163 133H164V131H163ZM163 133H162V134H163ZM183 133H184V132H183ZM221 133H222V132H221ZM254 133H255V132H254ZM263 133H264V132H263ZM50 134H51V133H50ZM129 134H130V133H129ZM144 134H145V133H144ZM150 134H151V133H150ZM184 134H185V133H184ZM222 134H223V133H222ZM222 134H221V135H222ZM256 134H257V133H256ZM127 135H128V134H127ZM137 135H138V134H137ZM137 135H136V136H137ZM142 135H143V134H142ZM147 135H148V134H147ZM152 135H154V134H152ZM157 135H158V134H157ZM258 135H259V134H258ZM262 135H263V134H262ZM121 136H122V135H121ZM160 136H161V135H160ZM180 136H181V135H180ZM208 136H209V135H208ZM144 137H145V135H144ZM221 137H222V136H221ZM135 138H136V137H135ZM135 138H134V139H135ZM149 138H150V137H149ZM183 138H184V135H183ZM208 138H209V137H208ZM208 138H207V139H208ZM121 139H122V138H121ZM45 140H46V139H45ZM128 140H129V139H128ZM135 140H136V139H135ZM183 140H184V139H183ZM259 140H261V139H259ZM259 140H258V141H259ZM123 141H124V140H123ZM129 141H130V140H129ZM131 141H132V140H131ZM139 141H140V140H139ZM142 141H143V138H142ZM208 141H209V139H208ZM235 141H236V140H235ZM16 142H17V141H16ZM127 143H128V142H127ZM127 143H126V145H127ZM131 143H132V142H131ZM137 143H138V142H137ZM137 143H136V144H137ZM139 143H140V142H139ZM142 143H143V142H142ZM249 143H250V142H249ZM119 144H122V143H119ZM123 144H124V143H123ZM189 144H190V143H189ZM227 144H228V142H227ZM227 144H226V145H227ZM250 144H252V143H250ZM32 145H33V144H32ZM126 145H125V146H126ZM174 145H175V144H174ZM195 145H196V144H195ZM253 145H255V144H253ZM117 146H118V145H117ZM120 146H121V145H120ZM120 146H119V147H120ZM123 146H124V145H123ZM185 146H186V145H185ZM29 147H30V146H29ZM36 147H37V146H36ZM134 147H138V146H134ZM170 147H171V148H170ZM170 147H169V148H170L171 151H172V147H173V146H170ZM218 147H222V146H218ZM227 147H228V146H227ZM254 147H255V146H254ZM33 148H35V146H34ZM67 148H68V147H67ZM91 148H92V147H91ZM120 148H121V147H120ZM120 148H118V150H119ZM176 148H177V147H176ZM180 148H181V147H180ZM7 149H8V148H7ZM11 149H12V148H11ZM69 149H71V148H69ZM170 149H169V150H170ZM225 149H226V148H225ZM227 149H228V148H227ZM227 149H226V150H227ZM251 149H253V148H251ZM251 149H250V150H251ZM256 149H257V148H256ZM65 150H66V149H65ZM71 150H73V149H71ZM124 150H125V149H124ZM134 150H136V149H134ZM214 150H215V149H214ZM216 150H217V148H216ZM216 150H215V151H216ZM242 150H245V149H242ZM259 150H260V149H259ZM9 151H10V150H9ZM12 151H13V150H12ZM102 151H103V150H102ZM122 151H123V148H122ZM220 151H222V150H220ZM257 151H258V149H257ZM65 152H66V151H65ZM69 152H70V151H69ZM72 152H73V151H72ZM137 152H138V150H137ZM237 152H238V151H237ZM165 153H166V152H165ZM241 153H242V152H241ZM254 153H255V152H254ZM61 154H62V153H61ZM66 154H67V153H66ZM68 154H69V153H68ZM68 154H67V155H68ZM133 154H134V153H133ZM243 154H244V153H243ZM250 154H251V153H250ZM255 154H256V153H255ZM259 154H260V153H259ZM59 155H60V154H59ZM77 155H78V154H77ZM83 155H84V154H83ZM117 155H118V154H117ZM124 155H125V154H124ZM238 155H239V154H238ZM63 156H64V154H63ZM120 156H121V155H120ZM239 156H240V155H239ZM262 156H263V155H262ZM0 157H1V156H0ZM68 157H69V155H68ZM68 157H67L66 159H68ZM88 157H89V156H88ZM208 157H209V156H208ZM250 157H251V156H250ZM35 158H36V157H35ZM35 158H34V159H35ZM118 158H119V157H118ZM211 158H212V157H211ZM225 158H226V157H225ZM242 158H244V157L242 156ZM0 159H1V158H0ZM36 159H37V158H36ZM87 159H88V158H86L85 160H86V161H89V160H87ZM123 159H124V158H123ZM125 159H126V157H125ZM131 159H133V158H131ZM135 159H136V158H135ZM237 159H238V158H237ZM194 160H195V159H194ZM241 160H242V163L245 162L244 164H246V161H247L246 159H245L246 161H243V159H240V160H239V163H241ZM37 161H38V160H37ZM112 161H113V160H112ZM116 161H117V160H116ZM116 161H115V163H116ZM123 161H124V160H123ZM127 161H128V160H127ZM127 161H126V162H127ZM257 161H258V160H257ZM72 162H73V161H72ZM78 162H79V161H78ZM121 162H122V160H121ZM121 162H120V163H121ZM141 162H142V159H141ZM144 162H146V161H144ZM144 162H143V164H144ZM190 162H191V161H190ZM190 162H189V163H190ZM254 162H255V161H254ZM10 163H11V161H10ZM26 163H27V162H26ZM88 163H89V162H88ZM98 163H99V162H98ZM120 163H118V164H120ZM222 163H223V162H222ZM232 163H233V161H232ZM261 163H262V162H261ZM1 164H2V163H1ZM13 164H14V163H13ZM109 164H110V163H109ZM122 164H123V163H122ZM145 164H146V163H145ZM234 164H235V162H234ZM2 165H3V164H2ZM2 165H1V166H2ZM85 165H86V167H87L89 164L87 165L86 162H85ZM208 165H209V164H207V166H208ZM230 165H231V163H230ZM240 165H241V164H240ZM254 165H255V164H254ZM13 166H14V165H13ZM73 166H74V165H73ZM117 166H118V165H117ZM207 166H206V167H207ZM83 167H85V166H83ZM86 167H85V169H86ZM102 167H103V166H102ZM111 167H112V166H111ZM217 167H218V166H217ZM226 167H227V166H226ZM238 167H239V166H238ZM241 167H242V166H241ZM243 167H244V165H243ZM248 167H249V166H248ZM256 167H258V166L256 165ZM19 168H20V167H19ZM22 168H23V167H22ZM22 168H21V169H22ZM87 168H88V167H87ZM94 168H95V167H94ZM94 168H93V169H94ZM115 168H116V167H115ZM170 168H171V167H170ZM229 168H230V167H229ZM251 168H252V167H251ZM263 168H264V167H263ZM263 168H262V171H263V173H264ZM0 169H2V167H1ZM6 169H7V168H6ZM15 169H16V168H15ZM67 169H68V168H67ZM70 169H71V168H70ZM89 169H90V168H89ZM95 169H96V168H95ZM97 169H98V168H97ZM108 169H109V168H108ZM171 169H172V168H171ZM175 169H176V167H175ZM175 169H174V170H175ZM177 169H178V168H177ZM211 169H212V168H211ZM214 169H217V168H214ZM218 169H219V168H218ZM231 169H232V168H231ZM244 169H245V168H244ZM16 170H17V169H16ZM57 170H58V169H57ZM64 170H65V169H64ZM86 170H87V169H86ZM90 170H91V169H90ZM219 170H220V169H219ZM223 170H224V169H223ZM241 170H242V169H241ZM249 170H250V168H249ZM14 171H15V170H14ZM62 171H63V168H62ZM105 171H106V170H105ZM105 171L103 170V172H105ZM208 171H209V170H208ZM208 171H207V172H208ZM216 171H217V170H216ZM229 171H230V170H229ZM236 171H237V170H236ZM247 171H248V170H247ZM257 171H258V170H257ZM4 172H5V171H4ZM6 172H7V171H6ZM6 172H5V173H6ZM12 172H13V170H12ZM57 172H58V171H57ZM57 172H56V173H57ZM63 172H65V171H63ZM70 172H71V171H70ZM79 172H80V170H79ZM82 172H83V171H82ZM16 173H17V172H16ZM49 173H51V171H50ZM60 173H61V170H60ZM173 173H174V172H173ZM217 173H218V171H217ZM223 173H224V172H223ZM238 173H239V171H238ZM242 173H243V172H242ZM170 174H172V172H171ZM224 174H225V173H224ZM243 174H244V173H243ZM81 175H83V174H81ZM164 175H165V174H164ZM239 175H240V174H239ZM260 175H261V172H260ZM21 176H22V175H21ZM73 176H74L73 178H75V177H76V174H74ZM177 176H178V175H177ZM228 176H229V175H228ZM254 176H255V175H254ZM16 177H18V176H16ZM162 177H163V174H162ZM162 177H161V178H162ZM178 177H179V176H178ZM223 177H224V176H223ZM242 177H243V175H242ZM19 178H20V177H19ZM47 178H48V177H47ZM50 178H51V177H50ZM62 178H63V177H62ZM70 178H71V177H70ZM195 178H197V177H195ZM195 178H194V179H195ZM203 178H204V177H203ZM213 178H214V177H213ZM213 178H212V179H213ZM224 178H225V177H224ZM238 178H239V177H238ZM261 178H262V177H261ZM45 179H46V178H45ZM48 179H49V178H48ZM75 179H76V178H75ZM79 179H81V178H79ZM164 179H165V178H164ZM169 179H170V178H169ZM198 179H199V178H198ZM212 179H211V181H212ZM221 179H222V177H221ZM226 179H227V178H226ZM226 179H225V180H226ZM233 179H234V177H233ZM250 179H252V178H250ZM33 180H34V179H33ZM73 180H74V179H73ZM223 180H224V179H223ZM231 180H232V179H231ZM231 180H230V181H231ZM234 180H235V179H234ZM255 180H256V179H255ZM260 180H261V179H260V177H259V180H258V181H260ZM263 180H264V179H263ZM44 181H45V180H44ZM66 181H67V179H66ZM154 181H155V180H154ZM165 181H166V180H165ZM169 181H170V180H169ZM190 181H191V180H190ZM192 181H193V180H192ZM192 181H191V182H192ZM194 181H195V180H194ZM209 181H210V180H209ZM251 181H253L255 184H257V182H255L254 179H252ZM48 182H49V181H48ZM82 182H83V181H82ZM207 182H208V181H207ZM219 182H220V181H219ZM219 182H218V183H219ZM64 183H65V181H64ZM80 183H81V182H80ZM133 183H134V182H133ZM153 183H154V182H153ZM155 183H157V182H155ZM158 183H159V182H158ZM158 183H157V184H158ZM193 183H195V182H193ZM210 183H211V182H210ZM227 183H228V182H227ZM259 183H260V182H259ZM46 184H47V183H46ZM48 184H49V183H48ZM157 184H156V185H157ZM204 184H205V183H204ZM208 184H209V182H208ZM220 184H221V183H220ZM249 184H250V183H249ZM261 184H262V183H261ZM263 184H264V183H263ZM41 185H42V184H41ZM60 185H61V184H60ZM77 185H78V184H77ZM141 185H143V184H141ZM212 185H213V184H212ZM43 186H45V185H43ZM47 186H48V185L45 186V189H46ZM55 186H57V185H55ZM78 186H79V185H78ZM84 186H85V185H84ZM183 186H184V185H183ZM191 186H192V185H191ZM249 186H250V185H249ZM251 186L253 187V185H251ZM67 187H68V185H67ZM73 187H74V186H73ZM81 187H83V186H81ZM193 187H194V186H193ZM213 187H214V186H213ZM236 187H237V186H236ZM247 187H248V186H247ZM257 187H258V186H257ZM257 187H256V188H257ZM30 188H31V187H30ZM32 188H33V187H32ZM42 188H43V187H41V190H40V191L43 190ZM198 188H199V187H198ZM204 188H205V186H204ZM256 188H255V189H256ZM73 189H74V188H73ZM142 189H143V188H142ZM150 189H151V188H150ZM182 189H183V188H182ZM237 189H238V188H237ZM239 189H241V188H239ZM246 189H247V188H246ZM246 189H245V190H246ZM259 189H260V188H259ZM38 190H39V189H38ZM88 190H89V189H88ZM183 190H184V189H183ZM198 190H199V189H198ZM242 190H243V189H242ZM245 190H244V191H245ZM250 190H251V187H250ZM11 191H12V190H11ZM31 191H32V189H31ZM46 191H47V190H46ZM46 191H45V192H46ZM69 191H70V190H69ZM69 191H67V192H69ZM139 191H140V190H139ZM195 191H197V190H195ZM195 191H194V192H195ZM202 191H203V189H202ZM239 191H240V190H239ZM14 192H15V191H14ZM27 192H28V190H27ZM141 192H142V190H141ZM141 192H140V193H141ZM144 192H145V191H144ZM144 192H142V195H143ZM177 192H178V191H177ZM254 192H255V190H254ZM259 192H260V190H258V194H259ZM263 192H264V191H263ZM28 193H29V192H28ZM41 193H42V192H41ZM41 193H40V194H41ZM69 193H70V192H69ZM155 193H156V192H155ZM184 193H185V192H184ZM191 193H192V192H191ZM214 193H215V192H214ZM240 193H241V191L239 192V194H240ZM8 194H9V193H8ZM61 194H62V192H61ZM133 194H134V193H133ZM147 194H148V191H147ZM179 194H180V193H179ZM202 194H203V193H202ZM239 194H237V195H239ZM253 194H254V193H253ZM4 195H5V194H4ZM53 195H55V194H53ZM53 195H52V196H53ZM58 195H60V194H58ZM118 195H119V194H118ZM136 195L139 196L137 193H136ZM142 195H141V196H142ZM171 195H172V194H171ZM222 195H223V194H222ZM255 195H256V194H255ZM255 195H254V197H255ZM262 195H263V194H262ZM6 196H7V195H6ZM6 196H5V198H8V197H6ZM28 196H29V195H28ZM30 196H31V195H30ZM33 196H34V195H33ZM137 196H135L134 198L136 199ZM181 196H183V195H180V197H181ZM188 196H189V193H188ZM242 196H243V195H242ZM246 196H247V194H246ZM54 197H55V196H54ZM66 197H67V196H66ZM66 197H65V198H66ZM180 197H179V198H180ZM189 197H191V196H189ZM198 197H199V196H198ZM198 197H197V198H198ZM248 197H249V196H248ZM263 197H264V196H263ZM63 198H64V197H63ZM119 198H121V197H119ZM119 198H117V200H119ZM146 198H147V197H146ZM162 198H163V197H162ZM185 198H186V197H185ZM209 198H210V197H209ZM244 198H245V197H244ZM9 199H11V198H9ZM23 199H24V197H23ZM43 199H44V198H43ZM159 199H160V198H159ZM219 199H220V198H219ZM16 200H17V199H16ZM36 200H37V199H36ZM41 200H42V199H41ZM46 200H47V199H46ZM48 200H49V199H48ZM60 200H61V199H60ZM131 200H132V199H131ZM186 200L188 201V199H186ZM189 200H190V199H189ZM208 200H209V199H208ZM258 200H261V198H258ZM262 200H263V199H262ZM12 201H13V199H12ZM14 201H15V200H14ZM23 201H24V200H23ZM38 201H39V200H38ZM125 201H126V200H125ZM129 201H130V200H129ZM142 201H143V199H142ZM142 201H141V202H142ZM154 201H155V199H154ZM162 201H163V200H162ZM195 201H196V200H195ZM197 201H198V200H197ZM200 201H201V200H200ZM204 201H205V200H204ZM204 201H203V202H204ZM222 201H223V200H222ZM222 201H221V202H222ZM224 201H225V200H224ZM241 201H242V200H241ZM248 201H249V199H248ZM7 202H8V201H7ZM17 202H18V201H17ZM19 202H20V201H19ZM34 202H35V200H34ZM34 202H33V204H34ZM43 202H45V201H43ZM115 202H116V200H115ZM127 202H128V201H126L125 204H127ZM182 202H184V201H182ZM192 202H193V201H192ZM255 202H256V201H255ZM2 203H4V201H3ZM176 203H177V202H176ZM180 203H181V202H180ZM213 203H214V202H213ZM261 203H262V202H261ZM0 204H1V203H0ZM5 204H6V203H5ZM96 204H97V203H96ZM110 204H111V203H110ZM120 204L122 205V202H121ZM120 204H119V202H118V205H120ZM123 204H124V203H123ZM129 204H130V203H129ZM134 204H135V203H134ZM138 204H139V202H138ZM245 204H246V203H245ZM118 205H117V206H118ZM121 205H120V207H122ZM145 205H146V204H145ZM182 205H183V204H182ZM185 205H186V204H185ZM191 205H192V204H191ZM195 205H196V204H195ZM248 205H249V204H248ZM16 206H17V205H16ZM16 206H15V208H16ZM80 206H81V205H80ZM96 206H97V205H96ZM112 206H113V205H112ZM114 206H115V205H114ZM123 206H124V205H123ZM135 206H138V205L135 204ZM139 206H140V205H139ZM139 206H138V207H139ZM154 206H155V205H154ZM171 206H172V205H171ZM193 206H194V205H193ZM235 206H237V205H235ZM238 206H239V205H238ZM243 206H244V205H243ZM259 206H260V205L258 204V207H259ZM263 206H264V205H263ZM181 207H182V206H181ZM258 207H257V208H258ZM106 208H108V207H106ZM109 208H110V207H109ZM116 208L118 209V207H116ZM187 208H189V207H187ZM187 208H186V209H187ZM199 208H200V207H199ZM263 208H264V207H263ZM120 209H121V208H120ZM128 209H129V208H128ZM157 209H158V208H157ZM183 209H184V208H183ZM183 209H181V210L184 211L185 209H184V210H183ZM201 209H202V208H201ZM206 209H207V208H206ZM210 209H211V208H210ZM232 209H233V208H232ZM235 209H236V208H235ZM239 209H240V208H239ZM242 209H244V208H242ZM95 210H96V209H95ZM109 210H110V209H109ZM118 210H119V209H118ZM118 210H117V213H118ZM139 210H140V209H139ZM188 210H189V209H188ZM245 210H246V209H245ZM245 210H244V211H245ZM106 211H108V210H106ZM110 211H111V210H110ZM114 211H115V210H114ZM134 211H135V209H134ZM140 211H141V210H140ZM158 211H159V210H158ZM178 211H179V210H178ZM178 211H177V212H178ZM201 211H202V210H201ZM231 211H232V210H231ZM236 211H237V210H236ZM246 211H247V210H246ZM263 211H264V210H263ZM96 212H97V211H96ZM121 212H122V211H121ZM121 212H120V213H121ZM132 212H133V211H132ZM215 212H216V211H215ZM233 212H234V211H233ZM241 212H242V211H241ZM114 213H115V212H114ZM122 213H124V212H122ZM125 213H126V212H125ZM134 213H135V212H134ZM146 213H147V212H146ZM169 213H170V212H169ZM179 213H181V212H179ZM219 213H221V212L219 211ZM245 213H246V212H245ZM261 213H262V212H261ZM89 214H90V213H89ZM108 214H109V212H108ZM118 214H119V213H118ZM186 214H187V213H186ZM200 214H201V213H200ZM207 214H208V213H207ZM207 214H206V215H207ZM226 214L228 215V212H227ZM236 214H237V213H236ZM255 214H256V213H255ZM97 215H98V214H97ZM100 215H101V214H100ZM120 215H121V214H120ZM166 215L168 216V213H167ZM181 215H182V213H181ZM184 215H185V214H184ZM187 215H188V214H187ZM197 215H199V214H197ZM218 215L220 216V214H218ZM227 215H226V216H227ZM240 215H241V214H240ZM116 216H117V215H116ZM142 216H143V215H142ZM242 216H243V215H242ZM242 216H241V217H242ZM79 217H80V216H79ZM86 217H87V215H86ZM97 217H98V216H97ZM97 217H96V218H97ZM108 217H110V216H108ZM112 217H113V215H112ZM114 217H115V216H114ZM119 217H120V216H119ZM193 217H194V215H193ZM205 217H206V216H205ZM209 217H211V216H209ZM230 217H231V215H230ZM232 217H233V216H232ZM232 217H231V218H232ZM243 217H244V216H243ZM251 217H252V216H251ZM76 218H77V217H76ZM105 218H106V217H105ZM105 218H104V219H105ZM126 218H127V217H126ZM129 218H130V215H129ZM138 218H139V217H138ZM197 218H198V217H197ZM207 218H208V217H207ZM221 218H222V217H221ZM25 219H26V218H25ZM27 219H28V218H27ZM79 219H80V218H79ZM89 219H90V218H89ZM112 219H113V218H112ZM153 219H154V218H153ZM183 219H184V218H183ZM189 219H190V217H189ZM189 219H187V220H189ZM202 219H203V217H202ZM211 219H212V217H211ZM233 219H236V217H233ZM247 219H248V217H247ZM247 219H246V220H247ZM105 220H106V219H105ZM109 220H110V219H109ZM154 220H155V219H154ZM154 220H153V221H154ZM168 220H169V219H168ZM184 220H185V219H184ZM187 220H186V221H187ZM214 220H215V219H214ZM228 220H229V218H228ZM246 220H245V221H246ZM75 221H77V220H75ZM116 221H118V220H116ZM153 221H152V222H153ZM180 221H181V220H180ZM210 221H211V220H210ZM234 221H235V220H234ZM250 221H252V220L250 219ZM255 221H256V220H255ZM77 222H78V221H77ZM89 222H91V221H89ZM101 222H102V221H101ZM101 222H100V223H101ZM105 222H106V221H105ZM145 222H146V221H145ZM148 222H149V221H148ZM159 222H160V221H159ZM235 222H236V221H235ZM73 223H74V222H73ZM190 223H191V222H190ZM221 223H222V222H221ZM243 223H244V222H243ZM250 223H251V222H250ZM88 224H89V223H88ZM160 224H161V223H160ZM203 224H204V223H203ZM206 224H207V223H206ZM211 224L213 225V223H211ZM211 224H210V225H211ZM236 224H237V222H236ZM245 224H246V223H245ZM252 224H253V223H252ZM107 225H108V224H107ZM122 225H123V224H122ZM142 225H143V224H142ZM161 225H162V224H161ZM171 225H173V224H171ZM222 225H223V224H222ZM230 225H231V224H230ZM233 225H234V224H233ZM237 225H238V224H237ZM242 225H244V224H242ZM116 226H117V225H116ZM119 226H120V225H119ZM129 226H130V225L128 224V226H126V229H127ZM162 226H163V225H162ZM185 226H186V225H185ZM202 226H203V225H202ZM223 226H224V225H223ZM87 227H88V226H87ZM117 227H118V226H117ZM175 227H176V226H175ZM198 227H199V226H197V229H199ZM214 227H215V224H214ZM220 227H221V226H220ZM246 227H247V226H246ZM68 228H69V227H68ZM115 228H116V227H115ZM122 228H123V227H122ZM167 228H168V227H167ZM202 228H203V227H202ZM209 228H212V227H209ZM216 228H217V227H216ZM216 228H215V229H216ZM221 228H222V227H221ZM241 228H242V227H241ZM244 228H245V226H244ZM170 229H171V228H170ZM224 229H225V228H224ZM227 229H228V228H227ZM248 229H249V227H248ZM255 229H256V228H255ZM103 230H104V229H103ZM127 230H128V229H127ZM135 230H136V229H135ZM178 230H179V229H178ZM195 230H196V227H195ZM217 230H218V229H217ZM229 230H230V229H229ZM239 230H240V229H239ZM242 230H243V229H242ZM252 230H253V229H252ZM113 231H114V230H113ZM196 231H198V230H196ZM200 231H201V230H200ZM233 231H234V230H233ZM237 231H238V230H237ZM237 231H234V233H235V232L237 233ZM246 231H247V230H246ZM81 232H82V231H81ZM111 232H112V231H111ZM150 232L152 233V231H150ZM193 232H195V231H193ZM221 232H222V231H221ZM253 232H254V231H253ZM257 232H258V231H257ZM91 233H92V232H91ZM144 233H145V231H144ZM146 233H147V232H146ZM222 233H223V232H222ZM227 233H228V231H227ZM234 233H233V234H234ZM99 234H100V233H99ZM99 234H98V235H99ZM112 234H113V233H112ZM168 234H169V233H168ZM175 234H176V233H175ZM180 234H181V232H180ZM180 234H179V235H180ZM192 234H193V233H192ZM225 234H226V233H225ZM228 234H229V233H228ZM228 234H227V235H228ZM230 234H231V233H230ZM262 234H263V233H262ZM114 235H115V234H114ZM126 235H127V234H126ZM129 235H130V234H129ZM141 235L144 237L143 234H141ZM173 235H174V234H173ZM195 235H196V234H195ZM220 235H221V234H220ZM222 235H223V234H222ZM237 235H238V233H237ZM237 235H236V237H237ZM239 235H240V234H239ZM241 235H242V234H241ZM256 235H257V234H256ZM89 236H90V234H89ZM89 236H88V238H89ZM105 236H108V235L105 234ZM116 236H117V235H116ZM133 236H134V235H133ZM135 236H137V235H135ZM135 236H134V238H135ZM145 236H146V235H145ZM216 236H217V235H216ZM224 236H226V235H224ZM231 236H232V235H230L229 238H230ZM233 236H234V235H233ZM233 236H232V237H233ZM253 236H254V235H253ZM103 237H104V236H103ZM117 237H118V236H117ZM117 237H116V238H117ZM123 237H124V236H123ZM160 237H161V236H160ZM167 237H168V236H167ZM211 237H212V236H211ZM227 237H228V236H227ZM232 237H231V238H232ZM241 237H242V236H241ZM245 237H246V236H245ZM245 237H244V238H245ZM82 238H83V237H82ZM98 238H99V237H98ZM116 238H113V239H116ZM120 238H121V237H120ZM140 238H141V237H140ZM140 238H139V239H140ZM220 238H221V236H220ZM223 238H224V237H223ZM234 238H235V237H234ZM255 238H256V237H255ZM106 239H107V238H106ZM141 239H143V238H141ZM159 239H160V238H159ZM159 239H158V241H159ZM192 239H194V237L191 238V241H192ZM206 239H207V238H206ZM68 240H69V239H68ZM147 240H148V239H147ZM147 240H145V241H147ZM170 240H171V239H170ZM183 240H184V239H183ZM232 240H234V239H232ZM232 240L230 241V243L232 242ZM241 240H242V239H241ZM248 240H249V239H248ZM254 240H255V239H254ZM69 241H70V240H69ZM81 241H82V240H81ZM91 241H92V240H90V242H91ZM94 241H97V240H94ZM102 241H104V238H103ZM108 241H109V240H108ZM108 241H107V242H108ZM120 241H121V239H120ZM126 241H127V240H126ZM139 241H140V240H139ZM160 241H162V240H160ZM172 241H173V240H172ZM191 241H190V242H191ZM205 241H206V240H205ZM215 241H216V240H215ZM238 241H239V240H238ZM251 241H252V240H250V242H251ZM15 242H16V236H15V235H12V236H10V237H6L4 240H3V239H0V250H1V249H9V248H13V244H14ZM73 242H75V241H73ZM110 242H113V241H110ZM115 242H116V241H115ZM123 242H124V241H123ZM127 242H128V241H127ZM162 242H163V241H162ZM164 242H165V241H164ZM197 242H198V240H197ZM216 242H217V241H216ZM228 242H229V239H228ZM228 242H227V243H228ZM64 243H65V242H64ZM97 243H98V242H96V244H97ZM108 243H109V242H108ZM108 243H107V244H108ZM134 243H135V242H134ZM142 243H143V241H142ZM142 243H141V244H142ZM171 243H172V242H171ZM182 243H183V242H182ZM210 243H211V242H210ZM210 243H209V244H210ZM214 243H215V242H214ZM220 243H221V242H220ZM220 243H219V244H220ZM247 243H248V242H247ZM75 244H76V243H75ZM80 244H81V243H80ZM85 244H86V243H85ZM132 244H133V243H131V245H132ZM183 244H185V243H183ZM189 244H190V243H189ZM193 244H194V243H193ZM252 244H253V243H252ZM252 244H251V246H252ZM255 244H256V241H255ZM105 245H106V244H105ZM117 245H118V244H117ZM158 245H159V244H158ZM168 245H169V244H168ZM173 245H174V244H173ZM180 245H181V244H180ZM234 245L236 246V244H234ZM246 245H247V244H246ZM253 245H254V244H253ZM79 246H81V245H79ZM88 246H89V245H88ZM99 246H100V245H98V247H99ZM113 246H114V245H113ZM123 246H124V245H123ZM123 246H122V247H123ZM133 246H134V244H133ZM133 246H132V247H133ZM152 246H153V245H152ZM184 246H185V245H184ZM184 246H183V248H185ZM235 246H234V248H235ZM247 246H248V245H247ZM258 246H259V245H258ZM75 247H76V246H75ZM98 247H97V248H98ZM129 247H130V245H129ZM167 247H168V246H167ZM175 247H176V246H175ZM191 247H193V245H192ZM194 247H195V246H194ZM229 247H230V246H229ZM252 247H253V246H252ZM18 248H19V247H18ZM18 248H17V249H18ZM99 248H100V247H99ZM106 248H107V247H106ZM120 248H121V246L119 245V248H118V249H120ZM144 248H145V247H144ZM150 248H151V247H150ZM169 248H170V247H169ZM200 248H201V247H200ZM212 248H213V247H212ZM230 248H231V247H230ZM17 249H16V250H17ZM57 249H58V248H57ZM85 249H86V248H85ZM92 249H93V248H92ZM111 249L113 250V249H115V248H111ZM111 249H110V250H111ZM145 249H146V248H145ZM154 249H156V248H154ZM164 249H165V248H164ZM171 249H173V248H171ZM202 249H203V248H202ZM237 249H238V247H237ZM257 249H258V248H257ZM259 249H260V247H259ZM16 250H15V251H16ZM63 250H64V248H63ZM76 250H77V249H76ZM93 250H94V249H93ZM101 250H102V249H101ZM110 250H109V251H110ZM130 250H131V249H130ZM166 250H167V249H166ZM200 250H201V249H200ZM226 250L228 251V249H226ZM87 251H88V250H87ZM109 251H108V252H109ZM116 251H117V250H116ZM116 251H115V252H116ZM118 251H119V250H118ZM145 251H147V250H145ZM154 251H155V250H154ZM159 251H160V250H159ZM186 251H187V249H186ZM209 251H210V250H209ZM221 251H222V249H221ZM2 252H3V251H2ZM54 252H55V251H54ZM54 252H53V253H54ZM89 252H91V251H89ZM119 252H120V251H119ZM127 252H129V251H127ZM142 252H143V251H142ZM142 252H141V253H142ZM147 252H148V251H147ZM157 252H158V251H157ZM161 252H162V251H161ZM174 252H176V251H174ZM180 252H182V251H180ZM188 252H190V251H188ZM206 252H207V251H206ZM260 252H261V251H260ZM47 253H48V252H47ZM70 253H72V252H70ZM76 253H77V252H76ZM79 253H80V252H79ZM81 253H82V252H81ZM100 253H101V252H100ZM117 253H118V252H117ZM117 253H114V254H117ZM166 253H167V251H166ZM209 253H210V252H209ZM209 253H208V254H209ZM234 253H235V252H234ZM48 254H49V253H48ZM84 254H85V253H84ZM88 254H89V253H88ZM90 254H91V253H90ZM122 254H123V253H122ZM129 254H130V253H129ZM145 254H146V253H145ZM169 254H171V253H169ZM172 254H173V253H172ZM199 254H201V253H199ZM206 254H207V253H206ZM214 254H215V252H214ZM218 254H220V253H218ZM224 254H225V253H224ZM228 254H229V253H228ZM255 254H257V252H255ZM75 255H76V254H75ZM127 255H128V254H127ZM130 255H131V254H130ZM134 255H135V254H132L131 256H134ZM148 255H149V254H148ZM165 255H166V254H165ZM165 255H164V256H165ZM167 255H168V254H167ZM196 255H197V254H196ZM231 255H232V251H231ZM258 255H259V253H258ZM81 256H82V255H81ZM186 256H187V255H186ZM194 256H195V255H194ZM202 256H203V255H202ZM221 256H222V255H221ZM226 256H227V255H226ZM260 256H262V255H260ZM65 257H66V256H65ZM73 257H74V256H73ZM93 257H94V256H93ZM174 257H176V256H174ZM228 257H229V256H228ZM228 257H227V258H228ZM256 257H257V256H256ZM258 257H259V256H258ZM87 258H88V257H87ZM104 258H105V257H104ZM107 258H109V257H107ZM146 258H147V257H146ZM149 258H150V257H149ZM171 258H172V256H171ZM218 258H219V257H218ZM232 258H233V257H232ZM24 259H25V258H24ZM72 259H73V258H72ZM75 259H76V258H75ZM79 259H80V257H79ZM112 259H113V258H112ZM126 259H127V257H126ZM134 259H136V258H134ZM140 259H141V258H140ZM142 259L144 260V258H142ZM163 259H165V258H163ZM172 259H173V258H172ZM182 259H183V258H182ZM185 259H186V258H185ZM188 259H189V258H188ZM256 259H257V258H256ZM258 259H259V258H258ZM42 260H43V259H42ZM44 260H45V259H44ZM90 260H91V259H90ZM110 260H111V257H110ZM110 260H109V261H110ZM138 260H139V259H138ZM146 260H147V259H146ZM252 260H253V259H252ZM40 261H41V260H40ZM180 261H181V260H180ZM195 261H196V260H195ZM24 262H25V261H24ZM41 262H42V261H41ZM43 262H45V261H43ZM53 262H54V261H53ZM76 262H77V261H76ZM101 262H102V261H101ZM101 262H100V263H101ZM137 262H138V261H137ZM162 262H163V261H162ZM168 262H169V261H168ZM190 262H191V261H190ZM196 262H197V261H196ZM198 262H199V261H198ZM74 263H75V262H74ZM82 263H83V262H82ZM113 263H115V262H113ZM129 263H130V262H129ZM201 263H202V262H201ZM222 263H224V262H222ZM259 263H260V262H259ZM43 264H44V263H43ZM55 264H56V263H55ZM61 264H62V263H61ZM72 264H73V263H72ZM87 264H89V263H87ZM125 264H126V263H125ZM127 264H128V263H127ZM144 264H145V263H144ZM163 264H164V263H163ZM178 264H179V263H178ZM185 264H187V263H185ZM191 264H192V263H191ZM206 264H207V263H206ZM244 264H246V263H244ZM248 264H249V263H248Z\"/></svg>",
	"mask_w": 264,
	"mask_h": 264
}]
</instances>
